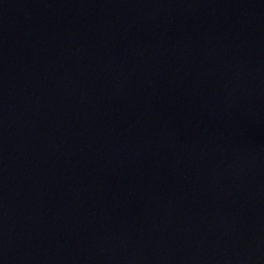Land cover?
Instances as JSON below:
<instances>
[{"label":"water","instance_id":"water-1","mask_svg":"<svg viewBox=\"0 0 264 264\" xmlns=\"http://www.w3.org/2000/svg\"><path fill=\"white\" fill-rule=\"evenodd\" d=\"M0 264H264V0H0Z\"/></svg>","mask_w":264,"mask_h":264}]
</instances>
